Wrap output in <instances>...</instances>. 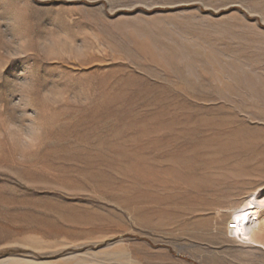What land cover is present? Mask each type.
Listing matches in <instances>:
<instances>
[{
	"label": "rangeland",
	"instance_id": "374dc122",
	"mask_svg": "<svg viewBox=\"0 0 264 264\" xmlns=\"http://www.w3.org/2000/svg\"><path fill=\"white\" fill-rule=\"evenodd\" d=\"M0 264H264V0H0Z\"/></svg>",
	"mask_w": 264,
	"mask_h": 264
},
{
	"label": "bare ground",
	"instance_id": "6f19581e",
	"mask_svg": "<svg viewBox=\"0 0 264 264\" xmlns=\"http://www.w3.org/2000/svg\"><path fill=\"white\" fill-rule=\"evenodd\" d=\"M261 202H263V200H255L253 204L259 206Z\"/></svg>",
	"mask_w": 264,
	"mask_h": 264
}]
</instances>
